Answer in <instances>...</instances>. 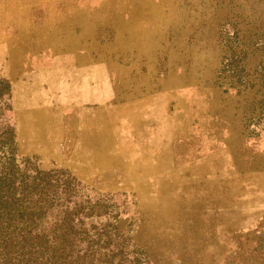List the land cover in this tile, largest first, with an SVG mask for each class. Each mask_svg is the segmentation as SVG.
Listing matches in <instances>:
<instances>
[{
  "label": "rangeland",
  "instance_id": "374dc122",
  "mask_svg": "<svg viewBox=\"0 0 264 264\" xmlns=\"http://www.w3.org/2000/svg\"><path fill=\"white\" fill-rule=\"evenodd\" d=\"M263 94L264 0H0V235L22 264H264Z\"/></svg>",
  "mask_w": 264,
  "mask_h": 264
},
{
  "label": "trees",
  "instance_id": "16d2710c",
  "mask_svg": "<svg viewBox=\"0 0 264 264\" xmlns=\"http://www.w3.org/2000/svg\"><path fill=\"white\" fill-rule=\"evenodd\" d=\"M262 99H264V94ZM8 210L4 203L0 204V224L3 217L9 216ZM15 241L18 240L12 235H0V264H22L25 256L29 254L24 251V247L19 250H10Z\"/></svg>",
  "mask_w": 264,
  "mask_h": 264
},
{
  "label": "crops",
  "instance_id": "0c3cea01",
  "mask_svg": "<svg viewBox=\"0 0 264 264\" xmlns=\"http://www.w3.org/2000/svg\"><path fill=\"white\" fill-rule=\"evenodd\" d=\"M96 73H97L98 76L97 75H94V76L91 75V80L92 79H96V81H94V85L95 86H92L94 88L93 96L91 97V99H90V101L88 103H96V104H101L102 103L104 105L105 104V101H104L105 94H103V91H101V87L103 86L104 81H105L104 75H103V69H98L95 72V74ZM95 76H96V78H95ZM102 76H103V78H102ZM91 85H92V83H91Z\"/></svg>",
  "mask_w": 264,
  "mask_h": 264
}]
</instances>
